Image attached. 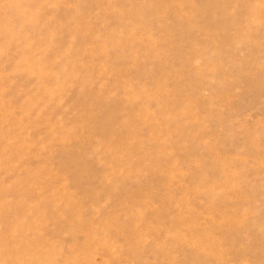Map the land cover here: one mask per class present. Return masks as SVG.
Segmentation results:
<instances>
[{
    "label": "rangeland",
    "instance_id": "obj_1",
    "mask_svg": "<svg viewBox=\"0 0 264 264\" xmlns=\"http://www.w3.org/2000/svg\"><path fill=\"white\" fill-rule=\"evenodd\" d=\"M0 264H264V0H0Z\"/></svg>",
    "mask_w": 264,
    "mask_h": 264
},
{
    "label": "bare ground",
    "instance_id": "obj_2",
    "mask_svg": "<svg viewBox=\"0 0 264 264\" xmlns=\"http://www.w3.org/2000/svg\"><path fill=\"white\" fill-rule=\"evenodd\" d=\"M224 7V6H223ZM256 7V6H255ZM255 7H254V9H255ZM250 8V7H249ZM252 8V7H251ZM259 8V7H258ZM248 9V8H247ZM222 10V9H221ZM249 10V9H248ZM255 11V10H254ZM250 12H251V10H250ZM256 12V11H255Z\"/></svg>",
    "mask_w": 264,
    "mask_h": 264
}]
</instances>
